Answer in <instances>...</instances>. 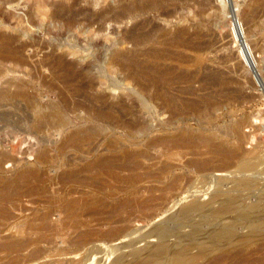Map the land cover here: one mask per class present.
I'll return each instance as SVG.
<instances>
[{
  "label": "rangeland",
  "instance_id": "rangeland-1",
  "mask_svg": "<svg viewBox=\"0 0 264 264\" xmlns=\"http://www.w3.org/2000/svg\"><path fill=\"white\" fill-rule=\"evenodd\" d=\"M131 1L0 0V264H132L155 229L219 231L201 218L226 205L264 235L263 181L233 175L264 171V0H170L166 19ZM147 32L164 85L141 71Z\"/></svg>",
  "mask_w": 264,
  "mask_h": 264
},
{
  "label": "bare ground",
  "instance_id": "bare-ground-1",
  "mask_svg": "<svg viewBox=\"0 0 264 264\" xmlns=\"http://www.w3.org/2000/svg\"><path fill=\"white\" fill-rule=\"evenodd\" d=\"M170 0H148V1H143V0H133L130 2V5H127V9L129 11V13L134 14L133 16L136 18L139 17L140 13L141 15H144L146 11H148L150 13V11L152 12H157L156 14H159L162 18L166 19L168 17L171 16V13H169L168 11H164V9L162 8L164 5V3L169 2ZM173 1V0H172ZM175 1V0H174ZM171 2V1H170ZM129 3V2H128ZM162 9V10H161ZM147 12V13H148ZM152 12V13H153ZM144 13V14H142ZM155 14V15H156ZM140 15V16H141ZM158 15V16H159ZM132 16V18H134ZM234 19V18H233ZM233 21V20H232ZM140 22V21H139ZM145 26L146 27V20H145ZM138 24V23H137ZM136 24V25H137ZM140 24V23H139ZM231 25V24H230ZM139 26V25H138ZM136 27V26H135ZM134 27V28H135ZM141 27L143 28V23L141 25ZM140 28V27H139ZM148 31V30H147ZM151 33V32H150ZM149 32L145 33L143 36H139L137 39L135 38V40H133L135 43V49L139 46H142V49L139 47V49L141 50H137V54L141 53V56L144 57L145 59L147 58L148 60H150V66H147L145 68H143L141 71H143V75L150 79L151 81L155 82L156 84L159 85V83L163 84V83H167L166 79L163 78L164 76L162 74H166L165 72H168L166 70H161L160 66H158V62L160 61H164L163 59L165 58L166 55V50H155L152 49L151 51H149L148 49H143V45L148 41H149ZM142 35V34H141ZM152 35V34H151ZM150 35V36H151ZM154 35H152L153 38ZM134 39V38H133ZM153 39H156L155 36ZM152 39V40H153ZM158 39V38H157ZM156 39V41H157ZM168 39V37H167ZM159 40V39H158ZM162 40V39H161ZM188 40V37L184 34V32L180 31L177 32V34L173 35L171 38V45H173L174 47L177 46L180 48L185 47L186 44L188 42H186ZM165 41H169L165 39ZM153 42V41H151ZM163 42V41H162ZM161 42V43H162ZM148 43V44H149ZM159 42H153V44H156ZM170 43V42H169ZM147 45V43L145 44ZM144 45V46H145ZM168 45V44H166ZM189 45V44H188ZM187 45V46H188ZM153 46V45H152ZM162 47V45H161ZM171 47V46H170ZM197 47V46H196ZM187 48V47H186ZM190 48V46L188 47V49ZM168 49V48H167ZM184 49V48H182ZM192 49V48H191ZM195 49V48H194ZM135 50V52H136ZM185 50V49H184ZM198 50V49H197ZM171 53V52H170ZM173 53V52H172ZM177 53V52H176ZM10 55V54H9ZM135 55V53H134ZM179 56V54H177ZM139 56V55H138ZM173 55L170 56V59ZM140 57V56H139ZM182 57V56H181ZM132 58V57H131ZM174 58V57H173ZM172 58V59H173ZM178 58V57H177ZM176 58V59H177ZM184 59V58H183ZM175 60V59H174ZM126 63H130L128 64L129 66L132 65L131 60L129 62V60H126ZM173 61V60H172ZM180 61V58H179ZM183 61V60H182ZM178 63V62H177ZM180 63V62H179ZM183 64V63H181ZM138 66V65H137ZM170 67V66H169ZM133 68H136L133 66ZM139 68V67H138ZM137 68V69H138ZM172 68V67H171ZM173 71V70H172ZM169 73V72H168ZM172 74V73H169ZM179 77V76H178ZM184 77V76H183ZM217 77V75H216ZM215 77V78H216ZM173 78V77H172ZM177 78V77H175ZM186 78V77H185ZM168 80V78H167ZM174 80V79H173ZM180 80V79H178ZM170 81V80H169ZM185 81V79H184ZM183 81V82H184ZM173 82V81H172ZM170 83V82H169ZM164 85V84H163ZM167 85V84H166ZM169 85H172V83H170ZM3 87V86H2ZM22 87V86H21ZM7 88V87H4ZM1 93H3V89ZM163 89V88H162ZM161 89V90H162ZM165 90V89H164ZM18 91H20L18 89ZM5 92V91H4ZM159 93V92H158ZM161 94V93H159ZM158 94V96H159ZM163 94V91H162ZM161 94V96H162ZM165 94V93H164ZM163 98V96H162ZM165 98V97H164ZM171 99V98H170ZM175 99V98H174ZM172 100V99H171ZM175 101V100H174ZM172 101H170L169 103H171ZM172 104V103H171ZM169 105V104H168ZM174 105V104H173ZM186 144V143H185ZM171 145V144H170ZM169 145V147H170ZM164 147V146H163ZM180 148V147H179ZM151 150V149H150ZM253 152V151H252ZM251 152V153H252ZM243 153V152H242ZM250 153V152H249ZM253 154V153H252ZM251 154V155H252ZM255 154V153H254ZM253 154V155H254ZM1 157V156H0ZM246 157V156H245ZM248 157V155H247ZM246 157V159H247ZM250 157V156H249ZM252 157V156H251ZM256 157V156H253ZM151 159V158H150ZM149 159V160H150ZM245 159V158H244ZM249 159V158H248ZM102 166H104L102 164ZM127 167V165H126ZM124 167V168H126ZM246 172H249L251 175L254 174L255 176H250L248 174H246ZM232 174V173H230ZM238 174V176H237ZM120 175V174H119ZM221 175V174H220ZM233 175L236 177L234 178L235 181L243 184V186L248 189L250 187H252L254 184H259L260 181H263V186H264V171H260L257 172L256 170H254L252 163L249 164L248 162H243L241 164V169L238 170L235 174L233 173ZM133 176V175H132ZM135 176V175H134ZM256 176H258L259 178H256ZM224 180V177H223ZM222 180V181H223ZM226 180V178H225ZM230 181V180H228ZM227 182V180H226ZM256 189V188H254ZM263 189V188H262ZM242 190V189H241ZM217 191V190H216ZM262 191V190H261ZM216 193V192H215ZM163 194V193H162ZM222 194V192H221ZM224 194V193H223ZM226 194V193H225ZM215 197L212 198H216L217 195H214ZM220 196V195H219ZM241 196V195H239ZM69 197V196H68ZM77 197V196H76ZM211 197V196H210ZM238 197V196H237ZM152 198V197H151ZM233 198V197H231ZM248 198V197H247ZM250 198V197H249ZM254 198V197H253ZM150 199V198H149ZM237 199V198H235ZM208 200V199H207ZM210 200V199H209ZM230 200V198H229ZM241 200V198H240ZM261 200V199H260ZM235 201V200H234ZM234 201H232L234 203ZM244 201V200H242ZM145 202V201H144ZM231 202V200H230ZM250 202V201H249ZM258 202V201H257ZM132 203V202H131ZM227 203V202H226ZM254 203V202H253ZM251 203V204H253ZM213 204V202H212ZM250 204V210L251 208H253V206ZM257 205H260L258 203H256ZM128 205V204H127ZM130 205V204H129ZM225 205V204H224ZM119 206V205H118ZM186 206V205H185ZM204 206V205H203ZM212 206V205H211ZM210 206V208H211ZM256 206V205H254ZM200 207V206H199ZM198 206H196L194 203H190L188 209H192L194 211H198ZM209 207V206H208ZM259 207V206H257ZM256 207V208H257ZM263 208V207H262ZM209 209V208H208ZM212 209V208H211ZM249 209V208H248ZM132 210V209H131ZM207 210V209H206ZM215 210V209H214ZM234 209V207H231L229 205H226L220 209H218V211H213L211 212L209 215H207L206 217H202L201 220H206V218L210 217L213 218L215 220H221L224 221V224L221 222V229L217 232H213L211 233L209 236H207L205 239H201V240H196V239H192L191 241H189L190 237H192L195 233L196 230L198 228V225L200 226V222L199 224L193 221H190L189 219H183V223L181 225V227L177 230H170V231H160L158 229H155L154 231H152L149 234H146L147 236L143 237L144 239L146 238H154L155 240L151 241L150 244L146 245L145 249H143L142 251H139L138 253H136V257H135V261L132 264H149V263H155V264H264V252L263 254L260 253L261 250L264 248V235H262L260 233V227L259 223L254 224V217L252 216V220L253 221H248L245 223H241L236 227L235 225L231 226L230 224L228 225L226 220L228 219L227 216L231 215V214H235L236 215V221H239V217H244L245 216V212L243 210V208L239 209ZM261 210V208H260ZM186 211L188 212V210L186 209ZM191 211V210H190ZM254 211V208L253 210ZM259 211V209L257 210ZM256 211V212H257ZM262 211V210H261ZM64 212V210H63ZM203 212V211H202ZM249 212V211H248ZM256 212L254 213V216L258 215ZM197 213V212H196ZM207 213V212H206ZM262 213V212H261ZM188 214V213H187ZM248 214V213H247ZM193 215V214H192ZM49 216V215H48ZM250 215H247V217ZM189 216H185V218ZM42 218V217H41ZM191 218V217H190ZM199 218V217H198ZM245 218V217H244ZM249 218V217H248ZM251 218V217H250ZM249 218V220H250ZM66 219V217H65ZM192 219V218H191ZM258 219V218H257ZM262 219V218H261ZM182 220V219H181ZM197 220V219H196ZM200 220V221H201ZM259 220V219H258ZM201 221V222H202ZM232 221V220H231ZM241 221V220H240ZM47 222V220H46ZM220 222V221H219ZM226 222V223H225ZM234 222V219H233ZM242 222H244L242 220ZM262 223V222H261ZM180 224V223H179ZM218 224V223H217ZM219 224V225H220ZM211 225V224H210ZM261 225V224H260ZM33 226V225H32ZM220 227V226H219ZM187 228L188 229V233L183 232V230ZM161 229V228H160ZM246 231L244 234H242V231ZM256 234H259V236L256 237ZM197 234H195L196 236ZM194 236V237H195ZM198 237V236H197ZM142 238V239H143ZM173 239V241H169V239ZM198 239V238H197ZM200 239V238H199ZM189 241V242H188ZM149 243V242H148ZM12 246V245H11ZM109 248V247H108ZM121 248V247H120ZM110 251V250H109ZM112 251V250H111ZM76 254V253H75ZM112 254V252H111ZM114 254V253H113ZM134 254V253H133ZM73 255V254H72ZM254 255H259V257L256 258H251ZM65 256V255H64ZM133 256V255H132ZM90 257V256H89ZM89 259L87 257H83L80 260L77 261V263L75 264H88ZM95 261V260H94ZM124 260H122V258H116L113 261V264H126L123 262ZM61 264V263H59ZM63 264V263H62ZM89 264H93V262L89 263Z\"/></svg>",
  "mask_w": 264,
  "mask_h": 264
}]
</instances>
